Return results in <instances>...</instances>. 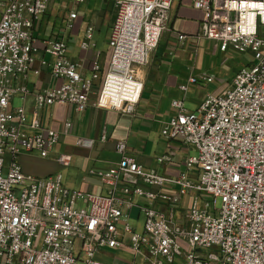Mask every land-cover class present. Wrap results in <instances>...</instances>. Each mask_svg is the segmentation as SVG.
Wrapping results in <instances>:
<instances>
[{
	"label": "built area",
	"instance_id": "1",
	"mask_svg": "<svg viewBox=\"0 0 264 264\" xmlns=\"http://www.w3.org/2000/svg\"><path fill=\"white\" fill-rule=\"evenodd\" d=\"M51 1L0 0V264H104L96 255L123 247L124 233L131 237V264L138 257L144 264H264V0H219L222 7L217 0H192L203 13L197 38L213 41L222 53L250 54L252 60L224 92L207 95L196 111L188 112L182 99L172 101L174 112L162 136L180 139L197 153L185 158L178 177L145 172L120 141L121 160L111 169L90 172L107 186L104 196L69 191L60 175L38 178L24 172V155L45 156L61 136L41 128L38 111L60 105L84 113L95 96L99 109L133 113L144 87L140 71L167 30L175 0H110L118 11L104 74L96 59L84 78L63 41H44L45 53L54 58L51 75L62 83L35 96L28 123L25 107L11 103L16 94L29 92L12 88L7 79L29 71L37 51L34 23ZM76 16L70 13V21ZM90 42L88 31L82 49L88 50ZM70 128L66 122L64 130ZM58 161L68 167L71 157L60 155ZM166 185L172 189L165 190ZM117 193L171 207L195 195L182 222L173 211L165 216L148 206L142 208L143 232L125 221L122 234L123 208L132 204Z\"/></svg>",
	"mask_w": 264,
	"mask_h": 264
},
{
	"label": "crops",
	"instance_id": "2",
	"mask_svg": "<svg viewBox=\"0 0 264 264\" xmlns=\"http://www.w3.org/2000/svg\"><path fill=\"white\" fill-rule=\"evenodd\" d=\"M218 1L217 6L222 7V3ZM117 11V5L110 0H84L79 4L73 0H52L47 12L35 21L33 38L37 51L34 61L24 76L7 79V85L12 88L21 87L29 92L27 97L23 93L16 94L11 103L15 108L14 102L18 99L20 105L17 108L25 107L28 123L34 117L35 96L62 83L51 75L54 58L45 53L43 42L55 39L63 41L66 44V55L78 64L84 78L90 77L91 67L96 59L104 74L111 58L109 39ZM72 12L77 16L70 21L69 15ZM202 20L203 13L192 7V0H175L167 30L163 33L149 64L140 71L144 87L133 113L99 109L95 106V96H91L86 111L80 114L71 106H43L38 111L40 126L58 131L61 134L60 140L45 156L24 155V172L38 178L60 175L62 184L69 191L104 196L108 191L107 186L90 172L113 168L122 158L116 151V145L124 141L126 154L134 157L145 172L157 171L171 178L178 177L185 170L184 160L190 150L180 139L168 140L162 136L165 124L174 112L171 103L173 100L182 99L186 108L187 96L194 87L226 83L227 78L217 77L213 72L217 67L210 60L205 63V59H210L212 54L220 56L222 60L218 68H221V64L224 65L227 60L226 56L234 53L231 49L222 53L213 41L197 38ZM88 31L91 35V46L88 50H83L81 46ZM42 61L47 65L42 66ZM192 78L196 80L195 83L189 82ZM184 85L187 90L182 92L180 87ZM226 89L227 87L223 90L218 88L214 93H205L194 105V109L199 107L207 95H218ZM66 122L71 123L68 132L64 130ZM60 155L71 157L70 166L64 167L59 163ZM163 156H169L171 160L160 164L158 160ZM190 176H194L193 173ZM164 189L169 191L172 187L166 185ZM194 195L192 193L184 197L179 206L171 207L117 193L118 197L132 204L131 208H123L125 218L118 224V229L123 234L127 221L137 233H142L145 220L142 208L148 206L154 207L165 216L173 211L176 221L180 223L190 208ZM127 237L130 235L124 233V246L117 251L128 258L118 259L115 264L133 262L131 237ZM181 245L185 248L183 243ZM135 264H144L142 258H136Z\"/></svg>",
	"mask_w": 264,
	"mask_h": 264
},
{
	"label": "rangeland",
	"instance_id": "3",
	"mask_svg": "<svg viewBox=\"0 0 264 264\" xmlns=\"http://www.w3.org/2000/svg\"><path fill=\"white\" fill-rule=\"evenodd\" d=\"M227 60L224 65L221 64V68H218V65H220V62L222 58L216 54H212L210 59H205V63H207V60H210V63L217 67V70H214L213 72L216 74L217 77H226L227 81L226 83H223L221 85H218L217 83L204 86L201 88L194 87L193 91L190 90L187 99H186V109L189 111L194 112L196 108L194 109V105L198 103L200 100V97H202L207 92L214 93L219 88L220 90H223L224 88H228L230 82L233 79L234 72L237 70H240V68L246 66L249 64L252 60V56L250 54H240V53H233L228 54L226 56ZM233 71V74H232ZM20 105V102L18 99L14 102V107L17 108ZM190 153L189 155L195 156L197 153L194 149H189ZM220 208V202L217 203L216 209ZM128 238V237H127ZM130 238V237H129ZM128 238V239H129ZM129 243V240L128 242ZM127 259L128 257L123 255L121 252L117 250H108L104 249L100 253H98L95 257V260L104 264H113L118 259Z\"/></svg>",
	"mask_w": 264,
	"mask_h": 264
}]
</instances>
